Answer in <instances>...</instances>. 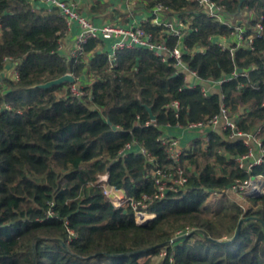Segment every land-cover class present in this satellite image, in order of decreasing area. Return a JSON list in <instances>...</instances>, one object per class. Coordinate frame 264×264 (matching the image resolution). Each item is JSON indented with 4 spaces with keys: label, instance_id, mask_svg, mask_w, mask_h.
Listing matches in <instances>:
<instances>
[{
    "label": "trees",
    "instance_id": "obj_1",
    "mask_svg": "<svg viewBox=\"0 0 264 264\" xmlns=\"http://www.w3.org/2000/svg\"><path fill=\"white\" fill-rule=\"evenodd\" d=\"M137 1L149 11L163 4L164 16L187 25L182 59L200 79L221 80L218 91L188 87L173 58L144 46L119 49L111 61L105 41L89 38L64 55L69 25L56 7L0 0V71L12 61L16 73L0 79V264H155L163 250L161 264H264V191L244 195L246 206L227 191L251 177L264 186V160L240 167L247 146L228 127L209 130L208 143L194 138L176 162L162 142L165 128L206 122L222 104L238 130L264 131V0H244L238 14L239 0H213L232 22L198 0ZM141 25L168 49L178 42L163 22ZM238 29L239 42L217 43ZM65 73L82 94L68 82L37 87ZM153 168L186 180L153 198ZM105 173L130 198L151 196L146 224L135 222L130 204L115 207L104 196ZM186 226L193 231L171 241Z\"/></svg>",
    "mask_w": 264,
    "mask_h": 264
},
{
    "label": "built area",
    "instance_id": "obj_2",
    "mask_svg": "<svg viewBox=\"0 0 264 264\" xmlns=\"http://www.w3.org/2000/svg\"><path fill=\"white\" fill-rule=\"evenodd\" d=\"M49 6L52 5L56 7L60 14L66 19L67 24L70 25L74 21H77L79 26V33L75 39V45L71 49L70 54L75 55L76 52L82 47V45L89 39V38H96V39H103L105 40H112L110 44V49L108 48V57L111 61L115 60L116 51L122 48H132V47H148L152 49L157 55L161 56L162 59H165L166 56L171 57L174 59L175 66L177 68L176 74L178 72L184 73L185 83L188 87H190L191 78L198 77L195 71L189 69L187 64L182 59L183 52L187 51V46L182 41V35L184 30L187 28V25L182 21H178L176 24L177 27L171 28L170 24L165 23L167 28L170 32L176 35L179 39L177 44L168 49L164 43L154 42L152 39L151 33L147 32L142 26H125L118 23L112 22H104L100 25H96L93 23L91 19L82 15L74 8V3L70 0H42ZM200 4L203 5L205 11L210 15L217 17L219 20L223 22H229L223 19V8L217 5L213 0H198ZM167 9L166 6L163 4H157L154 7L155 12H163ZM246 12L244 11L245 15ZM261 15L258 16L257 22L255 24V31L257 35H261L263 33V26L260 22ZM155 24H160V21L157 17H155L152 21ZM241 33H243L242 29H238L234 35H237L238 42L241 39ZM225 36H220L222 39ZM252 41V38H249V42ZM237 42V43H238ZM217 43L224 48L226 43L221 40H217ZM16 76L15 69L12 77ZM206 84L208 85H219L221 80L216 79H208L205 80ZM79 83L74 82L70 83V90L78 95L82 94V90L79 88ZM201 88L203 94L210 93L208 86L204 85ZM264 104V102H263ZM174 108H178V103H172ZM148 124V122H146ZM230 128L231 133L229 134L230 137L241 138L243 143L247 146V152L239 156L237 158L238 164L240 167H244L247 170H250L251 167L255 164H259L264 160V147L262 145V139L260 134L263 131L262 127H257L253 131L250 132H243L238 130L235 126V121L228 115L227 108L222 104L220 106V110L218 113L211 116L206 122L198 121L192 122L187 125L186 128L188 129H196L199 131H204L203 135L201 136L204 138V142L208 143L209 136L207 132L213 129H224ZM264 135V133H263ZM162 142L167 146V152L169 157L173 161L179 160L181 156V150L178 146V140L175 137H164L162 136ZM130 145L127 144L126 148H129ZM139 152L146 154V151L143 148H139ZM180 173V171H178ZM151 176L155 180V191L153 194V198H158L164 196L165 192L168 190H177L178 186H181L185 178L181 176H174L170 171H163L160 168H153L150 171ZM99 181L102 183V192L104 196L115 206V207H126L127 205H131L134 210V219L135 222L139 223H147L149 219H151L154 214L147 212L145 209L146 202L151 199L149 195H142V197L138 200H134L127 196L123 189L117 188L114 185L108 183V174L105 173L100 176ZM230 193L234 194L235 196L242 198L244 195H252L257 193H262L264 191V186L261 181L255 177H251L244 181H236L227 189ZM212 195H218L217 191L211 192ZM243 199V198H242ZM193 227L186 226L184 228L179 229L176 234L175 238L171 241L177 239L182 235H187L193 231ZM166 255V251L163 250L160 253L162 258ZM173 259L170 257V262L172 263Z\"/></svg>",
    "mask_w": 264,
    "mask_h": 264
},
{
    "label": "crops",
    "instance_id": "obj_3",
    "mask_svg": "<svg viewBox=\"0 0 264 264\" xmlns=\"http://www.w3.org/2000/svg\"><path fill=\"white\" fill-rule=\"evenodd\" d=\"M74 3V8L82 15L88 17L93 21L94 24L100 25L104 22L118 23L121 25L129 26H142V22L151 18V21L157 17L163 23L170 24L171 28L177 27L179 20L169 19V17L164 16V12H155L154 10L149 11L144 8H140L137 0H70ZM48 5L47 3H45ZM244 14V12H243ZM242 15L236 17L234 21L240 20ZM223 19L232 22L226 15H223ZM79 26L77 21H74L69 25V28L62 39L63 46L60 47L61 52L64 55H68L71 49L75 45L76 36L79 33ZM216 40H221L226 44L231 42H236L238 40L237 35H232L231 37H220ZM112 40H105V48L108 46L110 49V44ZM14 63L12 61H7L5 67L0 71V79L2 77L12 76L14 73ZM81 79L85 80L84 76ZM79 78V80H81ZM192 84L190 87L195 85H200L201 87L206 85L210 92H215L219 90V85H207L205 80L199 77H193L190 79ZM162 136L164 137H175L178 140V146L180 148L188 147L192 140L198 136H202L204 131H199L196 129H188L182 126H169L164 129ZM162 256L158 255L155 264L162 263Z\"/></svg>",
    "mask_w": 264,
    "mask_h": 264
},
{
    "label": "water",
    "instance_id": "obj_4",
    "mask_svg": "<svg viewBox=\"0 0 264 264\" xmlns=\"http://www.w3.org/2000/svg\"><path fill=\"white\" fill-rule=\"evenodd\" d=\"M243 1H244V0H239V1H238L237 12H236L237 14L240 13L241 5H242V2H243ZM48 4H50V3H48ZM199 50H200V49H197V51H199ZM64 82L74 83V82H76V78H75L71 73H65V74H63V75H61V76H59V77H57V78L51 79V80H49V81H46L45 83L38 84L37 87H40V88H49V87H51V86L58 85V84H62V83H64ZM146 108H147V110H148V112H149V116H150V118H151L152 120H154V119H155V115L153 114L151 108H150L149 106H146ZM108 122H109V120H108ZM114 127H115V126H112V128H114ZM244 220H246L245 217L240 219V221H239V223H238V226H237V229H236V232H235V234H234V236H233L232 239H234V238L237 236V234L239 233V230H240L241 224L243 223ZM136 223H137L138 225H144V224H146V223H139V222H137V221H136Z\"/></svg>",
    "mask_w": 264,
    "mask_h": 264
},
{
    "label": "rangeland",
    "instance_id": "obj_5",
    "mask_svg": "<svg viewBox=\"0 0 264 264\" xmlns=\"http://www.w3.org/2000/svg\"><path fill=\"white\" fill-rule=\"evenodd\" d=\"M61 46H63V42L61 41V45H60V47ZM77 82V81H76ZM165 133V132H164ZM233 197H235V200L237 201V202H239V203H241V204H244L245 205V203L243 202V199L242 198H239V197H237V196H233ZM246 206V205H245Z\"/></svg>",
    "mask_w": 264,
    "mask_h": 264
}]
</instances>
